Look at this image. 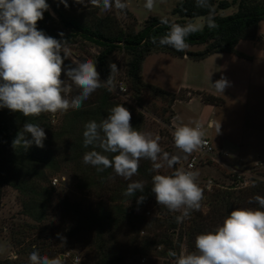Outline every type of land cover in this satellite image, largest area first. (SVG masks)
<instances>
[{
    "label": "trees",
    "instance_id": "1",
    "mask_svg": "<svg viewBox=\"0 0 264 264\" xmlns=\"http://www.w3.org/2000/svg\"><path fill=\"white\" fill-rule=\"evenodd\" d=\"M46 2L50 7L44 13V18L37 22L39 30L56 39H61L62 32L63 39L68 40L69 44L77 40L88 42L96 48L93 60L97 61V71L102 81L110 74L108 65L111 61L122 68L126 85L135 100L140 98L144 90H149L155 95L166 97L169 106L184 99L142 81L140 65L147 55L164 53L192 60H200L215 53L233 52L239 55L234 51V46L240 40H254L257 23L264 19V0H210L217 26L208 28V9L196 7L195 0H178L172 13L179 19H166L183 25L196 17H202L203 27L190 35L186 43L188 47L202 45L203 48L199 51H177L159 44V38L168 31V26L161 23V19L165 17L149 15L140 28L135 30V18L127 11H124L127 22L120 24L112 17L98 16L95 12L75 16L69 5L65 8L60 0ZM233 4L235 9L232 13H220ZM153 37L157 38L155 43ZM116 54L121 55L119 61ZM61 78L67 77L62 73ZM194 94L206 104L216 103L208 94L199 91ZM118 104H123L131 112L132 127L143 132L142 114L104 87L97 89L80 109L63 111L56 129L48 128V124L41 121L42 115L25 117L20 112L0 109V191L3 186L15 190L21 215L32 222L25 225L28 230L40 227L53 240L50 244L47 238L32 239L26 245H21L14 258L2 259L0 264H29L28 254L34 248L49 257L64 256L67 250L79 251L82 255L81 264H130L128 260L131 257H136L141 264H148L147 260L145 262L147 256L160 259L152 264H174V258L168 255L170 249L177 254L182 247L187 252H193L195 237L222 225L231 211L258 207L255 203L250 204L249 199L255 195L264 196V171L259 175L261 179H252L248 186L242 188L215 183L210 190H205L197 178L204 195L201 207L178 223L176 216L181 213L159 205L151 191L152 176L171 175L178 164L168 171H154L152 162L142 159L138 173L131 180L116 175L112 168L98 171L97 168L86 165L83 155L94 150L95 146H84V125L91 120L99 123ZM172 116L170 111L169 117L164 120L166 125L170 124ZM26 122L37 123L44 128L47 138L43 148L35 144L27 149L12 147V141ZM95 150L102 151L99 148ZM103 154L109 158L116 155ZM63 168L75 180L77 197L72 201H66L65 198L57 201V210L61 219L67 221V225L61 224L54 228L46 223L55 214L51 205L55 190L50 186V180ZM132 181H142L144 191L125 196L124 192ZM141 195L145 200L138 204L137 199ZM149 208H153V212L150 216H145L144 213ZM57 234L63 239L58 238ZM57 245L60 248L54 247ZM72 258L74 257L71 256L70 260ZM64 260L65 264H72L68 257Z\"/></svg>",
    "mask_w": 264,
    "mask_h": 264
},
{
    "label": "clouds",
    "instance_id": "2",
    "mask_svg": "<svg viewBox=\"0 0 264 264\" xmlns=\"http://www.w3.org/2000/svg\"><path fill=\"white\" fill-rule=\"evenodd\" d=\"M65 8L67 0H60ZM86 7L103 6L105 10L113 8L123 12L128 8L126 0H74ZM196 7L208 9L206 24L215 28L216 22L210 0H195ZM155 0H146L145 8L151 10ZM46 0H0V109L7 108L20 112L25 117H38L41 114H55L69 109L78 110L83 103L99 88L109 92L116 90L119 68L109 62L110 74L106 80L100 79L97 61L91 58L84 61L71 58L68 40L56 39L46 35L37 27L49 10ZM161 23L168 31L159 38V44L183 51L188 47L187 38L200 31L203 25L187 22L183 25L169 22ZM156 42V37H153ZM71 64L65 66V60ZM62 73L67 79H62ZM79 92L71 96L72 86ZM213 88L223 94L230 86L226 77L212 83ZM131 112L118 104L109 110V114L99 123L91 120L84 125L83 143L85 147L94 145L102 151L91 150L83 155V162L103 171L112 168L116 175L131 180L138 173L140 161L152 162L154 171L165 167L173 168L179 163V155L162 152L160 137L153 138L150 132H142L132 127ZM208 128L220 132V121H211ZM205 126L201 121L180 124L172 132L175 147L184 153L186 159L206 144ZM30 136V138H29ZM43 127L37 123L26 122L12 141L14 149H27L33 144L43 148L46 139ZM103 153L116 154L109 158ZM118 153V154H117ZM198 171L177 168L171 175L152 176L151 191L156 202L170 211L180 212L176 216L178 223L190 217V213L199 210L204 198L203 190L197 183ZM144 183L132 181L124 195L133 196L137 191L143 193ZM145 200L139 196L137 203ZM258 207L237 208L225 217L223 224L214 230L198 234L195 237V251L169 250L174 264H264V196L255 195L249 199ZM58 238L63 239L60 234ZM29 264H65L62 255L49 257L42 255L36 248L28 254Z\"/></svg>",
    "mask_w": 264,
    "mask_h": 264
},
{
    "label": "rangeland",
    "instance_id": "3",
    "mask_svg": "<svg viewBox=\"0 0 264 264\" xmlns=\"http://www.w3.org/2000/svg\"><path fill=\"white\" fill-rule=\"evenodd\" d=\"M178 0H155V5L151 10L144 7L146 0H126L128 8L124 11L131 13L135 18L134 29L138 30L141 23L149 15L165 17L170 20L179 19L172 13V9ZM70 11L75 16L84 15L86 12H95L98 16L107 15L120 24L127 22L125 12L115 8L105 10L101 4L99 7H86L77 4L74 0H67ZM235 5L220 12L221 14L232 13ZM191 22L203 24L202 17H196ZM71 58L73 60L84 61L93 59L96 48L88 42L76 41L70 44ZM202 45L189 46L185 50L199 51ZM232 53H215L200 60L171 57L164 53H150L140 65V75L143 82L154 85L165 92L174 93L184 100L175 101L170 106L167 98L153 94L149 90H144L138 100H135L130 93L119 68L116 84L126 88L124 95H116L120 100L139 111L144 120L143 132H150L159 136V144L162 152L170 150L169 154H176L177 148L174 145L172 132L175 128L164 123L169 117L170 111L173 116L170 119L175 126L188 124L190 121H201L206 130V135L215 152L221 155L219 161L210 162L197 168L199 172L198 180L211 179V186L214 184L222 186H238L242 188L248 186L252 179H257L264 171V19L257 23L256 36L254 40H240L234 46ZM119 61L120 54H116ZM65 66L71 64V60H66ZM226 77L230 81L223 94L218 93L212 86L216 80ZM67 79V78H66ZM182 87L183 89L179 88ZM73 85L72 92H78ZM196 91L212 96L216 103L206 104L200 97L195 95ZM191 96L187 99V96ZM63 111L55 114L45 113L42 115V122L48 124V128L56 129ZM211 121H220V132L216 134L215 128H208ZM226 153L227 156L223 157ZM166 165L161 171H168ZM62 171L54 175L50 180V186L55 190L52 201L54 215L49 217L47 226L59 227L61 224L67 225V221L61 219L57 210V201L65 198L72 201L77 197L75 180L71 173L63 168ZM56 179L52 184V180ZM235 179V180H234ZM264 180V178H263ZM235 181V182H234ZM145 216H150L153 208L147 209ZM26 224L32 222L21 215L18 201V194L8 186H3L0 191V260L14 258L15 252L20 250L21 245L32 239L47 238L51 244L53 240L49 235L43 233L40 227L28 230ZM52 231V230H51ZM50 232V231H48ZM23 239V241L21 240ZM20 240V241H19ZM67 244V242H66ZM55 248H60L58 245ZM59 250V249H58ZM181 250H184L182 247ZM74 258L70 260V257ZM69 258L72 264H81V252L67 250L63 256ZM148 264L153 261H160L153 256L145 257ZM130 264H141L136 257H131Z\"/></svg>",
    "mask_w": 264,
    "mask_h": 264
},
{
    "label": "built area",
    "instance_id": "4",
    "mask_svg": "<svg viewBox=\"0 0 264 264\" xmlns=\"http://www.w3.org/2000/svg\"><path fill=\"white\" fill-rule=\"evenodd\" d=\"M126 92V88L123 85H117L116 90H114V93L117 95H124ZM204 140L206 141V144L194 151L192 154L188 155L187 158H184V153H182L180 150L177 149L176 155H179L181 157L178 164V168H182L184 170H193L197 171V168L200 166L208 165L210 162L219 161L220 158L219 152H215V148L213 147L211 141L204 137ZM227 154L224 153L223 157H226ZM56 179L52 180V184L55 183ZM212 180L211 179H205L202 180L201 185L204 187L205 190H210ZM238 187V186H237ZM74 261H77V258H74Z\"/></svg>",
    "mask_w": 264,
    "mask_h": 264
},
{
    "label": "crops",
    "instance_id": "5",
    "mask_svg": "<svg viewBox=\"0 0 264 264\" xmlns=\"http://www.w3.org/2000/svg\"><path fill=\"white\" fill-rule=\"evenodd\" d=\"M184 59H186V57L181 58V60H184ZM180 89H183V88L180 87L179 90H180ZM187 97H189V99H190L191 96L188 95ZM189 99H188V100H189ZM170 123H171V126H172L173 128L176 127L172 121H171Z\"/></svg>",
    "mask_w": 264,
    "mask_h": 264
}]
</instances>
